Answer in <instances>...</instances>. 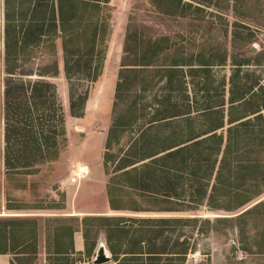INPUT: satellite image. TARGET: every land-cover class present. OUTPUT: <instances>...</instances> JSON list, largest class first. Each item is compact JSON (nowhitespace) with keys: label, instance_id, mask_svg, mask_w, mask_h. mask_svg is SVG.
<instances>
[{"label":"rangeland","instance_id":"374dc122","mask_svg":"<svg viewBox=\"0 0 264 264\" xmlns=\"http://www.w3.org/2000/svg\"><path fill=\"white\" fill-rule=\"evenodd\" d=\"M159 3L165 9L177 10L173 2L159 0ZM183 3H191L192 7L178 9L183 12L179 14L162 13L151 0H110L104 4L103 15L111 18L108 51L103 73L90 88L88 107L82 117L70 114L62 39H56L54 48L61 73L54 81L66 112L65 145L59 159L39 166L32 174L2 172L0 251L8 247L11 221L22 223L14 230L16 238H20V232L26 233L23 239L28 238L35 229L36 239L22 251L0 252L1 260L9 257L11 264H94L102 241L112 257L107 264H118L113 260L103 223L92 221L91 217L80 220L38 216L69 212L79 215L74 212L80 205L76 196L78 179L83 178L76 173L79 166H85L82 163L92 158L101 161L107 153L109 161L104 173L90 170L87 185L89 195L96 191V202L103 203L98 189L105 183L108 187V183L121 174L119 161L143 133L147 134L146 145L162 148L168 144L165 135L183 132L187 137L193 129L206 132L219 122L221 115L225 127L219 132L226 133L233 97L245 98L235 103L234 116L264 108V0H183ZM162 38L167 39L162 51L148 46L150 41ZM45 47H38V53L51 60L53 49L45 50ZM5 48L6 2L0 0L1 68L5 64ZM125 48L127 53H124ZM3 89L2 86V92ZM251 89L254 91L248 93ZM246 100L250 102L245 104ZM222 102L225 106L217 107ZM207 107L221 109L222 114L210 115ZM163 118L166 120L160 122ZM101 136L104 141L98 140ZM0 143L3 145V131H0ZM92 144L99 147L93 148ZM250 157L264 161L262 138L252 148ZM99 176L103 181L96 179ZM120 180L114 183V196L116 204L124 209L108 208L105 215L133 220L125 222L128 238L126 233L112 235L117 249H137L136 239L141 233L149 235L151 232L149 236L161 235L156 244L158 249L178 252L183 249L180 244L185 243L195 250L180 262H171L162 255L154 264H264V205L243 219L238 218L258 203L264 204V193L232 212L193 210L172 192L131 188ZM80 188L79 201L83 199ZM106 198L109 201L108 195ZM196 215L211 218L213 222L218 217H230L231 221L217 224L152 222ZM138 219L151 220L139 223L135 221ZM76 228H84L86 246L82 252L72 249ZM129 238L133 243L127 242ZM58 245L72 253L57 254Z\"/></svg>","mask_w":264,"mask_h":264},{"label":"trees","instance_id":"16d2710c","mask_svg":"<svg viewBox=\"0 0 264 264\" xmlns=\"http://www.w3.org/2000/svg\"><path fill=\"white\" fill-rule=\"evenodd\" d=\"M151 1L165 14L183 13L178 9L192 7L191 3H183V0H165L177 4V10L171 11L161 6L159 0ZM5 2V64L4 68L0 67V131H3V145L0 143V177L3 171L6 174L20 171L32 174L39 166L56 161L61 155L65 145L66 112L54 81L61 73L54 48L56 39H62L63 73L68 84L69 111L72 116L82 117L86 111L90 88L103 73L108 51L107 39L111 31V18L103 15V6L110 0ZM166 41V38L150 41L148 46L162 51ZM41 46H47L45 50L53 49L51 60L42 58L44 54L38 53L37 49ZM126 51L125 48L124 53ZM120 85L121 81L117 91ZM252 91L254 89L248 93ZM254 95L255 93L252 94ZM243 99L245 98H232L226 133L219 132L225 127L222 115L219 122L206 132H194L193 129L188 132L187 137H184L183 132L165 135L164 140L168 144L162 148L153 149L151 145H146L147 134L143 133L142 138L131 145L128 154L119 161V169L123 170L121 174L108 183L110 209H124L116 204L114 196V183L120 179L131 188L172 192L185 200L193 210L205 208L210 211L232 212L261 196L264 193V161L252 159L250 152L259 139L262 138L264 144V108L234 116L232 110L235 109V103ZM249 102L246 100L245 104ZM223 106L224 102L217 107ZM214 108L207 107L206 110L210 115L219 112L222 114L221 109ZM162 120L166 118L160 122ZM109 142L108 138L107 146ZM140 143H143L141 147ZM145 160L147 161L138 164ZM108 161L105 153V168ZM263 205L258 203L238 215V218L243 219ZM90 217L92 221L103 223L113 260L118 264L122 261L154 264L162 255H166L171 262H180L185 260L190 251H195L186 247L185 243L180 244L183 249L178 252L158 249L156 244L161 235L149 236L151 232L149 235L141 233L136 239L134 244L139 248L121 251L113 243L112 235L126 233L128 238L125 222L133 219L111 215ZM150 220L135 221L145 223ZM214 220L216 222L196 215L152 222L217 224L231 221V218L218 217ZM21 225L19 221L9 222L8 247H4L5 251H0L1 253H6L7 249L12 252L22 251L29 242L35 241V229L34 234L28 238L23 239L26 233L21 232L19 239L15 237L14 230ZM127 242L133 243L130 238ZM56 253L67 256L70 252L58 245ZM121 255L125 256L120 259Z\"/></svg>","mask_w":264,"mask_h":264},{"label":"crops","instance_id":"0c3cea01","mask_svg":"<svg viewBox=\"0 0 264 264\" xmlns=\"http://www.w3.org/2000/svg\"><path fill=\"white\" fill-rule=\"evenodd\" d=\"M88 107V105H87ZM107 138V137H106ZM98 140L104 141L105 138L104 137H98ZM96 143V142H95ZM106 143V141H105ZM97 147L93 146V148H98L99 146L97 144H95ZM91 150V149H90ZM99 155V153H98ZM82 165H85L89 171L93 170V172H103L104 173V159L103 160H95L94 158L87 160L85 163H82ZM90 172L89 174H87L86 176L84 175L82 179H78L79 183L77 186L78 189V193L76 194V196H78V202L80 203L79 208L77 210H75L74 212L76 214L79 215H72V212L69 213H64V214H46V215H38L40 218L43 216H48V217H58V218H76V219H83L85 217H90V216H100V215H105L107 212L106 210L108 208H110V204L107 197V191H108V187L107 184L105 182V185L100 186L99 190V198L102 199L101 201H103V203H98L96 202V197L97 194L91 193V195H89V190H88V186L89 183L88 181L91 179L90 178ZM76 176V175H75ZM104 176V175H102ZM102 176L99 177H95L96 179H101ZM77 181V180H76ZM103 181V178H102ZM79 187H81V191H80V197H82L83 199L81 201H79ZM86 190V191H84ZM88 198V199H87ZM92 198H95L94 200H92ZM99 199V200H100ZM77 200V199H76ZM77 202V203H78ZM93 203H95L93 205ZM78 229H81V231L79 232ZM76 228L74 229L73 232V248L74 251L76 252H82L84 250V247L86 246V243L84 242V228ZM103 243L102 241L99 242V245ZM71 253V250L69 251ZM11 264V259L8 257V259H0V264Z\"/></svg>","mask_w":264,"mask_h":264},{"label":"water","instance_id":"95a60500","mask_svg":"<svg viewBox=\"0 0 264 264\" xmlns=\"http://www.w3.org/2000/svg\"><path fill=\"white\" fill-rule=\"evenodd\" d=\"M112 257L110 251L107 249L105 243H101L96 252V256L94 258V264H107L111 262Z\"/></svg>","mask_w":264,"mask_h":264},{"label":"bare ground","instance_id":"6f19581e","mask_svg":"<svg viewBox=\"0 0 264 264\" xmlns=\"http://www.w3.org/2000/svg\"><path fill=\"white\" fill-rule=\"evenodd\" d=\"M76 173L77 175H81L83 177L84 175L89 173V169L86 166H79V169H77Z\"/></svg>","mask_w":264,"mask_h":264},{"label":"built area","instance_id":"2783aa9c","mask_svg":"<svg viewBox=\"0 0 264 264\" xmlns=\"http://www.w3.org/2000/svg\"><path fill=\"white\" fill-rule=\"evenodd\" d=\"M76 178H78V177H76Z\"/></svg>","mask_w":264,"mask_h":264}]
</instances>
